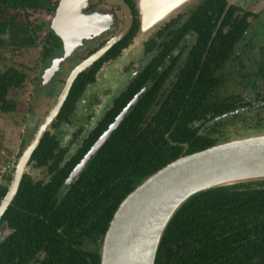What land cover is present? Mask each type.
<instances>
[{
  "label": "trees",
  "instance_id": "trees-1",
  "mask_svg": "<svg viewBox=\"0 0 264 264\" xmlns=\"http://www.w3.org/2000/svg\"><path fill=\"white\" fill-rule=\"evenodd\" d=\"M56 4L57 0H0V49L36 46L45 26L29 22L27 12L49 16ZM225 7V0H203L181 28L159 31L166 33L160 47L164 56L185 38L193 39L182 67L169 88L161 90L172 68L156 69L163 60L159 52L154 59L159 63L139 75L126 98L146 80L148 90L69 184L65 179L70 171L121 107L99 121L68 161L63 162L65 151L58 148L55 137L49 132L43 136L30 162L45 167L47 178L33 181L24 175L0 218V227L6 226L0 264H99L102 238L119 203L179 156L220 143L214 136L220 133L218 119L247 105L232 94L209 101L222 84L220 71L235 56L249 26L247 12ZM41 44L43 59L60 51L59 39L47 27ZM82 75L69 95L82 87L86 74ZM237 77L244 80L240 73ZM24 81L25 74L16 69L0 72V113L14 112L15 102L7 96ZM68 106L69 98L59 116ZM213 122L209 131L198 132ZM9 180L0 185V200ZM154 264H264V181L210 189L186 201L166 227Z\"/></svg>",
  "mask_w": 264,
  "mask_h": 264
},
{
  "label": "water",
  "instance_id": "water-1",
  "mask_svg": "<svg viewBox=\"0 0 264 264\" xmlns=\"http://www.w3.org/2000/svg\"><path fill=\"white\" fill-rule=\"evenodd\" d=\"M124 9L121 0H103ZM184 0H179L178 4ZM154 2V0H153ZM150 0H144L137 38H149L176 11H158L153 19ZM154 4V3H152ZM87 0H57L50 19V31L61 41L63 56L54 65L68 57L83 38L91 33L85 28L83 9ZM183 5H179V8ZM126 15H129L127 12ZM127 31L106 43L96 54L75 66L50 110L39 122L33 137L21 151L14 165L6 192L0 200V218L14 199L26 165L33 151L58 115L75 78L100 57ZM93 35V34H92ZM46 71L45 79L53 73ZM139 92L103 131L71 171L65 184L77 177L95 155L122 118L139 99ZM185 147H187L185 145ZM264 181V134L250 135L217 143L201 151L181 155L160 168L137 185L118 205L101 242L99 264H154L163 233L178 209L189 199L210 189L236 184ZM5 227H0V235ZM3 238L0 239V242Z\"/></svg>",
  "mask_w": 264,
  "mask_h": 264
},
{
  "label": "flooded vegetation",
  "instance_id": "flooded-vegetation-1",
  "mask_svg": "<svg viewBox=\"0 0 264 264\" xmlns=\"http://www.w3.org/2000/svg\"><path fill=\"white\" fill-rule=\"evenodd\" d=\"M121 1L124 4L123 5L124 9L119 5L106 3L103 0H87V5L83 9V15L85 17L84 21H86L84 26L85 28H87L88 31L89 30L91 31V33L87 36V38H83L82 42L78 46H76V48L68 57H66L64 60L58 62L55 65H54V61L60 59L63 56L62 44L60 40H59L60 51L57 54L45 59H43L42 56L40 55L41 63L44 66L41 76V80L43 83L45 84L49 83L58 73H61L62 71L65 72L66 69H64L63 65L69 63L68 66L70 67L66 74V78H67L68 74L75 66L87 60L92 55L96 54L111 39L120 35L123 29L127 25V31L123 34V36L116 43L112 44L100 57H98L95 61H93L85 70H83L75 78V80L78 79L79 76L82 74H83L82 75L83 78V76L86 74V77L83 79V85L80 88V90L77 89L76 93L69 95L75 80L73 81L72 86L64 101L65 103L67 98H69V101L71 100V106H68L65 112L61 116H59L64 105L63 103L58 115L56 116L55 120H53L50 129L47 131L55 137V140L58 143V148L65 151V155L63 156L64 157L63 162L68 161L69 158L75 154L76 150L80 147L83 138L87 137V135L97 126L99 121H102L106 117L108 118L109 114L110 116L115 114V112L113 111L116 107H121V109L114 115L111 121L115 120V118L120 114L123 108L132 100V98L136 94L141 92L139 99L142 97L143 93H145L149 88L150 83L148 82V80L141 83V87H139L133 93V95L126 98V96L128 95L127 89L131 84H133L136 81L139 75H141V73L146 68H147L146 72H149V67L151 64L152 66H155L157 63H159V62H154V59L160 56L163 57V60L159 64V66L156 67V69L160 72H163L169 66L172 68L170 72L171 74L169 76L170 79L168 78L166 86H163L161 90L164 91L169 88L167 87L168 83L172 79H174L175 74L182 67L186 59L187 52L191 44L193 43V39L191 37L186 36L187 38L180 41L178 46L174 48L168 56L167 55L164 56L160 52V47L163 46V42L166 41L165 38L166 33L164 34H158V33L159 31L164 29L175 30L181 28V26L185 23V21L189 17L190 13L193 12L202 3L203 0H184L179 4H178L179 0H154V2L153 0H150L149 10H153L150 15L151 16L150 19H153V17L156 15V13L159 10L169 11L170 8L174 7L176 8V11L155 31L154 34H152L142 43L140 42L141 40L137 38V35L139 33L140 15L144 9V7L142 6L144 0H121ZM225 1H226L225 10H227L229 6H232L236 8L237 13L247 12L241 10V8H239L238 6L230 4L228 0ZM181 4L183 6L179 8V5ZM127 12L129 13V15H126ZM247 13L249 14L248 16L249 18L251 14L249 12ZM52 16L53 13L51 14V18ZM261 16L263 17L262 21L257 23L255 29H252V26L250 25V22L248 21L247 18V22L249 26L246 33L243 36L242 41L244 40L246 35L252 36V33H256L254 35H261V34L264 35V13ZM189 40H191V42H189ZM239 44L237 45V47L240 46ZM41 46L42 44H40V49ZM259 49L260 51H264V43L259 44ZM131 51L132 54L130 53ZM159 52H160V56H158ZM258 60L259 61L256 64L257 65L256 70L251 73L249 72L240 73L242 70L241 67L238 66L236 67L237 74L240 73L242 75L245 84L250 88L254 87L253 82L251 80L252 76L260 78L263 82L262 84L264 85V59L262 61L260 60V58H258ZM117 65L120 66V68L116 67ZM50 68H52L54 71L52 75L49 76L50 77L49 79H45L44 73L46 71H49ZM146 74L147 73H145L143 77L147 76ZM238 80L240 81L239 77L236 78V81ZM120 87L122 88L120 89ZM111 88L113 89V92L110 91ZM118 90L119 92L116 93ZM216 90L218 89H215L211 97L209 98L210 102H218L219 99L222 100L223 97H225L223 95L222 97L217 98L215 92ZM163 91L160 92V94H162ZM160 94L158 95V97L161 96ZM255 95L257 96L259 95V93H256ZM232 96L233 97L238 96L241 99L240 95L232 94ZM260 96H261L260 101L259 103H257L256 108H258L260 103H261L260 106H264V90L262 93H260ZM136 103L131 108H133L136 105ZM242 103L247 105L238 107L233 112L225 113L220 117V119H218V122L220 120H224L227 118H230L231 120L236 119L241 115V111L244 110L250 111L252 110L251 108L255 107L254 105H252L253 102H250L249 100H245V102L243 101ZM130 109H128V111ZM124 117L122 118V120L124 119ZM55 121H61V122L55 128H52V125L53 123H55ZM214 123L215 122L206 124V127L205 126L200 127L198 132L202 133L204 130L209 131L211 127L214 125ZM60 133L64 134L65 138L71 139L69 147L62 146V143H60V141L58 140L56 134H60ZM186 148L187 147H185V149ZM30 160L31 157L28 160V163L26 165V170L23 176L27 175L32 179L30 175V172L32 170H37V171L42 170L46 174L44 178L46 179L47 171L45 167L36 168L34 164L30 162ZM11 175H9L8 177H10ZM32 180L42 181V180H34V179ZM4 227L6 229L5 225ZM5 229L2 235L6 234Z\"/></svg>",
  "mask_w": 264,
  "mask_h": 264
},
{
  "label": "rangeland",
  "instance_id": "rangeland-1",
  "mask_svg": "<svg viewBox=\"0 0 264 264\" xmlns=\"http://www.w3.org/2000/svg\"><path fill=\"white\" fill-rule=\"evenodd\" d=\"M228 1L251 14L248 21L252 29H255L257 23L262 21L264 0ZM50 19L51 15L47 16L41 12H27L29 22L33 25L43 23L45 26L44 30L37 36L36 46L17 49L6 45L0 49V72L7 68H13L25 74V81L21 88L9 92L7 96V99L15 102L14 112L0 113V185L6 184V179L11 175L22 149L31 139L43 116L53 106L70 67L68 66L69 63L63 65L66 71L58 73L49 83L45 84L41 80L44 66L41 63L40 44L46 27H49ZM254 34L256 33H252V36H245L239 44L240 46L236 48L235 56L220 71L222 84L215 92L217 98L229 94L240 95L242 102L249 100L253 102L252 105L255 107L251 108L250 111H241V115L236 119L227 118L219 121L217 128H219L220 133L215 137L220 143L250 135L264 134V106H260V103L256 108L260 101V93L264 90L262 80L252 76L253 88L248 87L244 80L236 81L237 66L242 69L240 73H251L256 70L258 58L262 61L264 59V51L259 49V44L264 43V35ZM146 39L140 42L142 43ZM130 53L132 54V51ZM116 67L120 68L118 65ZM110 91L113 92V89L111 88ZM256 93L259 95L256 96ZM56 135L62 146L69 147L70 138H65L62 133ZM30 175L34 180H43L46 176L42 170H32ZM1 238H3L2 235H0Z\"/></svg>",
  "mask_w": 264,
  "mask_h": 264
},
{
  "label": "bare ground",
  "instance_id": "bare-ground-1",
  "mask_svg": "<svg viewBox=\"0 0 264 264\" xmlns=\"http://www.w3.org/2000/svg\"><path fill=\"white\" fill-rule=\"evenodd\" d=\"M171 2H172V1H171ZM175 3H176V2H175ZM173 4H174V3H173ZM142 5H143V4H142ZM176 7H177V6H176ZM150 17H151V16H150ZM150 17H149V18H150Z\"/></svg>",
  "mask_w": 264,
  "mask_h": 264
}]
</instances>
